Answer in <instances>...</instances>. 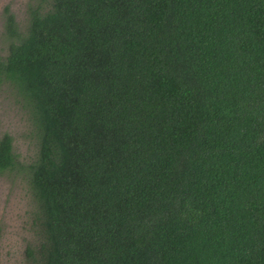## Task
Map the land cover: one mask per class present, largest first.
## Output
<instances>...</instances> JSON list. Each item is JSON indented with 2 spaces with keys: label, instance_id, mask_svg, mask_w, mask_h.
Returning <instances> with one entry per match:
<instances>
[{
  "label": "trees",
  "instance_id": "16d2710c",
  "mask_svg": "<svg viewBox=\"0 0 264 264\" xmlns=\"http://www.w3.org/2000/svg\"><path fill=\"white\" fill-rule=\"evenodd\" d=\"M43 2H48L43 7ZM41 242L29 264H264V0L4 8Z\"/></svg>",
  "mask_w": 264,
  "mask_h": 264
},
{
  "label": "rangeland",
  "instance_id": "374dc122",
  "mask_svg": "<svg viewBox=\"0 0 264 264\" xmlns=\"http://www.w3.org/2000/svg\"><path fill=\"white\" fill-rule=\"evenodd\" d=\"M43 0H0V54L6 55L4 8L8 6L19 27L25 28L30 7ZM46 8L48 2H43ZM34 128L23 102L11 88L0 90V135L13 138L14 152L25 166L37 156ZM37 202L32 194L26 168L0 173V264H29L27 250H36L41 232L36 222Z\"/></svg>",
  "mask_w": 264,
  "mask_h": 264
}]
</instances>
